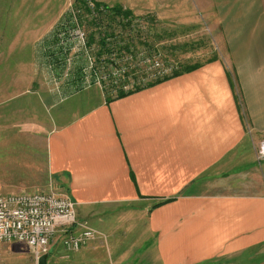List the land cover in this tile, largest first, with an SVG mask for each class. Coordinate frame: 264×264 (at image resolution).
<instances>
[{
	"label": "crops",
	"instance_id": "0c3cea01",
	"mask_svg": "<svg viewBox=\"0 0 264 264\" xmlns=\"http://www.w3.org/2000/svg\"><path fill=\"white\" fill-rule=\"evenodd\" d=\"M201 2L222 54L108 101L54 87L62 48L0 0V194L66 192L99 231L54 264H264V0Z\"/></svg>",
	"mask_w": 264,
	"mask_h": 264
},
{
	"label": "rangeland",
	"instance_id": "374dc122",
	"mask_svg": "<svg viewBox=\"0 0 264 264\" xmlns=\"http://www.w3.org/2000/svg\"><path fill=\"white\" fill-rule=\"evenodd\" d=\"M73 2L74 0H9L8 5L14 10L23 9L26 17L32 18L31 23L39 28L41 26L40 37L47 36L46 38L56 43L59 49L62 48L63 52L60 55L62 61H52L48 66V70L54 73V78L50 79V82L56 88L62 83L79 91L97 86L106 98L104 84L95 83L98 82L97 78L90 76L88 72L90 59L85 50L75 55L71 51V46L64 44L68 34L77 26L85 27L88 30L89 43L92 42L90 44L99 47L102 33L106 32L108 35L110 28H115L116 33H120L118 43H126L121 45L123 47L120 52L110 49L112 55L121 57L130 51L133 54L141 51V53L149 54L148 51L152 50L156 52L155 57L161 62L164 61L170 74L195 63L203 64L215 55L222 54L221 45L213 34L212 24L203 14L201 0H101L102 4L110 8L109 10L118 5L132 12V16L129 17L131 24L128 28H135L128 33L130 38L125 35L124 25L118 22H124V16L120 19L106 13L107 15L100 17L99 21H93L94 16L83 17L81 13H77L78 8L80 10L85 8L79 4L72 5ZM135 21L138 23H134ZM139 24L142 27L137 26ZM97 53L90 52L91 56ZM98 62L96 58L93 64L98 68L103 66ZM259 145L256 146L257 149ZM258 162L260 163L259 160ZM78 220L89 225L87 220L79 218ZM59 246H62V237L58 235L51 245L49 254V261L52 264L58 261L57 257H60V248L57 249ZM140 246L144 247L143 244ZM61 250L65 252L62 254L65 257L71 256L73 252L64 247ZM0 264H37V258L26 244L2 243L0 244ZM59 264H68V261L62 259Z\"/></svg>",
	"mask_w": 264,
	"mask_h": 264
},
{
	"label": "built area",
	"instance_id": "2783aa9c",
	"mask_svg": "<svg viewBox=\"0 0 264 264\" xmlns=\"http://www.w3.org/2000/svg\"><path fill=\"white\" fill-rule=\"evenodd\" d=\"M100 1L74 0L71 4H79L85 8L76 10L81 16H94L93 21H99L106 13L111 14L110 8ZM137 26L140 27L141 24ZM134 28L126 30L123 27L125 35L129 36L128 33ZM119 34L115 28H110L108 35L103 32L99 47L89 43L85 27L77 26L68 34L64 44L70 45L75 55L85 50L90 59V76L97 78L98 82L95 83H102L105 88L112 86L114 94L119 89L129 92L172 75L164 61L155 57V51L149 50V54L141 53L142 51L133 54L130 51L121 57L112 55L110 49L120 52L123 47L121 45L126 43H118ZM90 52L98 53L91 56ZM96 58L103 66L98 68L93 64ZM260 153L264 156V142L260 146ZM58 235L62 237L64 248L77 252L93 241L99 231L78 220L76 202L66 192L34 190L0 194V243L26 244L38 261L42 255L50 254L51 245Z\"/></svg>",
	"mask_w": 264,
	"mask_h": 264
},
{
	"label": "trees",
	"instance_id": "16d2710c",
	"mask_svg": "<svg viewBox=\"0 0 264 264\" xmlns=\"http://www.w3.org/2000/svg\"><path fill=\"white\" fill-rule=\"evenodd\" d=\"M132 12L130 10H124L123 7L121 6H116L114 8L111 9V14L114 18L118 17L120 19H122V17L124 18V22H121V21H118L119 23H122L124 26V28L127 30H129L128 26L131 24V21H129V17H131L132 15ZM127 20V21H125ZM113 22V21H112ZM142 27V26H141ZM139 32V28L137 29ZM202 64L201 63H195V64H192V65H189V66H186L184 69L180 70V71H176L174 72L171 76H167V77H164V78H161V79H158L156 81H153V82H149L147 84H145L144 86H140V87H145V86H150V85H153L157 82H161V81H164V80H167L173 76H177V75H180L181 73L183 72H186V71H189V70H192V69H196L198 67H200ZM140 87H137V88H140ZM104 92H105V95H106V99L109 101V100H112L114 98H119V97H123L125 96L126 94L130 93L129 92H125V91H122V90H118L117 93H113V87L112 86H107L105 89H104Z\"/></svg>",
	"mask_w": 264,
	"mask_h": 264
},
{
	"label": "water",
	"instance_id": "95a60500",
	"mask_svg": "<svg viewBox=\"0 0 264 264\" xmlns=\"http://www.w3.org/2000/svg\"><path fill=\"white\" fill-rule=\"evenodd\" d=\"M37 264H52L49 262V254L42 255L38 261Z\"/></svg>",
	"mask_w": 264,
	"mask_h": 264
}]
</instances>
